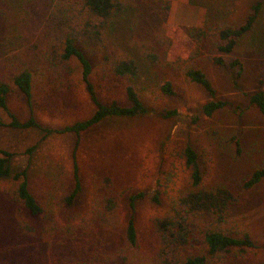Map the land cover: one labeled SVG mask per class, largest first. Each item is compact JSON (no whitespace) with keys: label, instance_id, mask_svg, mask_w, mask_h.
Here are the masks:
<instances>
[{"label":"rangeland","instance_id":"obj_1","mask_svg":"<svg viewBox=\"0 0 264 264\" xmlns=\"http://www.w3.org/2000/svg\"><path fill=\"white\" fill-rule=\"evenodd\" d=\"M3 1L11 10L2 43L3 56L11 71L31 66L34 60L42 63L45 41L40 37L48 22L43 13L54 8L53 0L48 3L46 0V4L37 0ZM258 1L263 3L259 19L253 30L239 40L232 54L219 53L218 46L222 43L217 37L199 46L198 66L213 81L218 97L230 102L224 111L207 117L202 112L210 101L207 92L169 64L197 47L188 31L204 26L214 31L239 28ZM170 3L172 13L163 10L155 0H133V6L108 33L114 52L134 56L140 63L141 77L136 86L150 114L135 120H109L85 135L78 160L86 186L76 205L61 204L64 193L72 186L76 138L53 134L43 139L45 133L39 129H0V148L14 153L15 170H29L35 193L56 221L64 226L67 214H78L74 224L80 227L82 219L88 220L96 205L99 179L110 176L128 189L116 218L120 227L107 241L86 234L96 228L58 232L51 246L36 247L39 254L32 249L26 256L18 257L11 251L0 258V264H69L70 260L88 256L93 264H144V254L149 252L153 239L152 220L164 213L151 201L158 189L157 182H162L168 199H175L189 186L190 171L182 156L187 144L199 153L205 186L223 185L236 193L238 201L231 208V226L240 233H250L264 247V182L251 190L243 189L250 175L264 168V119L250 102L252 94L264 90V0H170ZM165 35L175 38L168 56L160 44ZM146 51L158 55L159 64L145 60ZM217 57L224 59L223 66L214 62ZM234 60L243 63L241 77L239 69L230 66ZM41 75L34 81L33 104L17 89L9 98L11 111L21 121H28L34 113L44 126L61 129L93 114L95 107L79 71L67 83V93L56 91L53 79ZM167 80L174 84L178 96L161 93L160 88ZM114 96L128 104L123 92ZM166 110H177L179 115L166 119L160 115ZM0 116L9 121L5 112L0 111ZM35 147L32 154L27 153ZM138 192L147 195L137 204L140 248L128 250L123 236L130 216L128 199ZM87 238H93L95 243H91L88 256H84L80 246ZM84 249L87 250L85 246ZM229 264H264V249L232 254Z\"/></svg>","mask_w":264,"mask_h":264},{"label":"trees","instance_id":"obj_2","mask_svg":"<svg viewBox=\"0 0 264 264\" xmlns=\"http://www.w3.org/2000/svg\"><path fill=\"white\" fill-rule=\"evenodd\" d=\"M37 1L46 4V0ZM48 1L50 2L47 0V3ZM155 2L161 4L163 10H168L169 13L172 11L170 0ZM51 4H54V8L45 9L43 13V17L48 19L46 29H43L40 37L45 41L43 62L34 60L31 66L11 71L2 50L9 24L7 17L11 10L0 0V111L9 116V121L0 116V129H39L45 133L43 139L53 134H69L76 138L72 186L61 200V204L72 207L85 192L86 184L78 160V152L85 135L109 120H135L149 115L150 110L136 86L141 77L140 63L134 56L114 52L109 43V31L116 20L133 6V0H53ZM262 8L263 3L256 2L245 23L239 28H220L214 31L204 26L188 31L197 47L186 57L179 56L174 63L169 64L176 71L182 70L192 83L207 92L210 101L203 106V115L214 117L227 109L230 102L218 97L213 81L198 66L199 46L204 41L217 37L222 43L218 46L219 53L232 54L239 40L255 27ZM174 41L175 38L168 35L161 39L160 44L165 47L166 56ZM143 56L154 65L159 64L161 59L150 51H146ZM214 62L219 66L224 65V59L221 57L214 58ZM230 66L238 68V77L242 76L243 63L240 60L232 61ZM78 71L95 107V111L87 119H79L57 129L44 126L34 113L28 121H21L11 111L9 98L16 89L33 104L34 81L39 74L50 76L56 91L67 93L66 85L73 81L72 78ZM160 89L165 96H178L170 80L165 81ZM119 92L124 93L127 105L114 96ZM250 102L264 119V90L260 89L252 94ZM160 115L169 119L178 116L179 112L166 110ZM236 142L240 145L238 139ZM35 149L36 147L30 148L27 153L32 154ZM182 156L190 171L189 186L175 199H168L162 182H157L158 189L151 201L154 207L162 209L164 213L152 220L153 239L149 252L144 254L143 263L229 264L232 254H242L250 249H264L250 233H240L231 226V208L238 201L236 193L223 185L205 186V173L200 164V156L191 144L183 148ZM13 158L14 153L0 148V258L11 251L18 257L26 256L32 249L33 253L39 254L40 250L36 247L51 246L58 232L71 233L72 228H96L95 232L86 234L98 236L99 241H107L113 237L114 230L120 227L116 218L128 195V189L110 176L100 178L96 187V205L89 219L83 218L82 224L77 227L74 220L79 215L67 214V224L63 226L55 220L54 215L35 193L29 170L13 168ZM263 182L264 168H260L243 183V189L251 190ZM146 198L144 192L129 196L130 216L123 234L125 248L128 250L140 248L137 204ZM91 243H95V240L87 238L84 243L86 245L80 246V251L86 254L84 256H88ZM69 264L93 262L88 256L70 260Z\"/></svg>","mask_w":264,"mask_h":264}]
</instances>
